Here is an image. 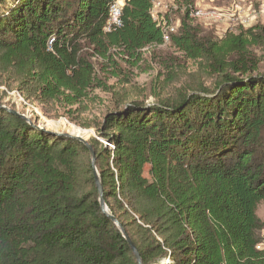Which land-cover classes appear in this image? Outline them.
I'll use <instances>...</instances> for the list:
<instances>
[{"label":"trees","instance_id":"obj_1","mask_svg":"<svg viewBox=\"0 0 264 264\" xmlns=\"http://www.w3.org/2000/svg\"><path fill=\"white\" fill-rule=\"evenodd\" d=\"M113 1L0 0V80L43 107L83 106L103 86L87 50L137 64L163 43L152 0H124L122 26L104 32ZM178 22L172 47L210 84L197 74L87 125L94 168L83 142L0 104V264H138L109 215L141 264H264V29L216 38L187 10Z\"/></svg>","mask_w":264,"mask_h":264},{"label":"rangeland","instance_id":"obj_2","mask_svg":"<svg viewBox=\"0 0 264 264\" xmlns=\"http://www.w3.org/2000/svg\"><path fill=\"white\" fill-rule=\"evenodd\" d=\"M152 1L155 9L154 16L165 15L172 26L177 25L182 15L181 6L185 3L191 2L199 7L208 6L212 2L214 6L222 7L227 3V0ZM193 23L216 38H221L227 31L224 27L220 29L207 26L199 21ZM239 27L249 28L238 25L233 26L229 31H235ZM87 53L94 64L95 75L103 86L91 91L83 106L63 108L59 103H56L50 107H43L34 101H26L13 84L7 86L1 80L0 104L24 115L28 109L32 111V116L28 119L37 126L57 133L78 135L87 141L95 137L94 129L87 125L93 123L94 120L101 119L106 112L116 106L134 101L147 105L153 104L174 95L184 85L196 81L197 74L200 81L206 85L211 82L210 79L196 73V64L177 52L170 42L141 50V59L137 64L128 62V57L120 54L118 50L110 51L114 63H107L91 49L87 50ZM255 53L264 59L262 51L258 49L255 50ZM261 69L264 71V60ZM18 94L30 108L20 101ZM31 107L37 111H33ZM68 111H72V113ZM77 129L80 131L79 133L77 131L75 133ZM256 215L262 225L257 231V238L260 241L259 248H264V201L258 204Z\"/></svg>","mask_w":264,"mask_h":264},{"label":"built area","instance_id":"obj_3","mask_svg":"<svg viewBox=\"0 0 264 264\" xmlns=\"http://www.w3.org/2000/svg\"><path fill=\"white\" fill-rule=\"evenodd\" d=\"M124 0H114L111 4L108 12V19L104 27V32L110 33L122 26V6ZM187 10L189 18L194 21H199L207 26H214L216 28L224 27L225 30L229 31L233 26L252 27L259 23L264 29V0H227L226 5L222 7L214 6L213 3L208 4L205 7H199L190 2L182 5L181 11ZM154 3L152 1V17L156 22L157 26L162 32V42L169 43L170 35L177 32L179 22L177 25L172 26L165 18V15L155 17L154 16ZM259 21V22H257ZM52 40L49 41V45ZM20 101L30 108L27 103L20 97ZM33 111H37L31 107ZM24 115V114H23ZM25 116L31 117L32 111L27 109ZM101 143H105L101 141Z\"/></svg>","mask_w":264,"mask_h":264},{"label":"water","instance_id":"obj_4","mask_svg":"<svg viewBox=\"0 0 264 264\" xmlns=\"http://www.w3.org/2000/svg\"><path fill=\"white\" fill-rule=\"evenodd\" d=\"M14 113L17 114V115H19L22 119H24L25 121H27L31 125H34V123L31 122L25 115L20 114V113H18L16 111ZM37 127H39V126H37ZM39 128L42 129L43 131L47 132L50 135H62L64 137H67V138H75V139H78L79 141L83 142L85 145H87V148H88V150L90 152V155H91V163H92V167L94 168V152L92 151L91 147L87 144V142H86L85 139H83L82 137H80L78 135H70V134H66V133H57V132H53V131L46 130V129L42 128V127H39ZM95 183H96V188H97V193H98V199H99L100 207L102 208V211L106 213V205H105V202H104V199H103L102 186H101L99 177L97 176L96 172H95ZM109 217L114 222V224L117 225V227L120 229V232L122 233V235L124 236L125 240L127 241L130 249L132 250V252L134 254V257H135L137 263L138 264H141L140 257L138 255V253H137L134 245L131 243V241L129 240V238L125 234V231L120 228V226H119V224H118V222L116 221L115 218L111 217L110 215H109Z\"/></svg>","mask_w":264,"mask_h":264},{"label":"bare ground","instance_id":"obj_5","mask_svg":"<svg viewBox=\"0 0 264 264\" xmlns=\"http://www.w3.org/2000/svg\"><path fill=\"white\" fill-rule=\"evenodd\" d=\"M76 131L79 133L80 131L77 129V130H75V133H76Z\"/></svg>","mask_w":264,"mask_h":264},{"label":"crops","instance_id":"obj_6","mask_svg":"<svg viewBox=\"0 0 264 264\" xmlns=\"http://www.w3.org/2000/svg\"><path fill=\"white\" fill-rule=\"evenodd\" d=\"M213 3V2H212ZM219 28H221V27H219Z\"/></svg>","mask_w":264,"mask_h":264}]
</instances>
